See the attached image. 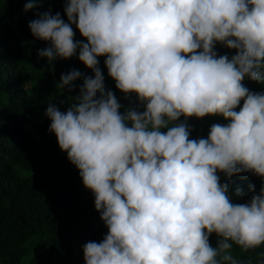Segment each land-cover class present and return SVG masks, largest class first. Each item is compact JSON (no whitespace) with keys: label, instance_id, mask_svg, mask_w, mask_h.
<instances>
[{"label":"clouds","instance_id":"obj_1","mask_svg":"<svg viewBox=\"0 0 264 264\" xmlns=\"http://www.w3.org/2000/svg\"><path fill=\"white\" fill-rule=\"evenodd\" d=\"M63 11L67 21L49 9L28 27L49 42L47 65L76 56L93 73H62L67 93L83 81L75 102L44 113L107 228L83 245L85 264H244L233 245L264 246V184L245 203L232 190L242 173L264 180V91L244 84H264V0H64ZM99 57L130 99L123 112ZM207 116L228 123L190 138L188 119Z\"/></svg>","mask_w":264,"mask_h":264},{"label":"trees","instance_id":"obj_2","mask_svg":"<svg viewBox=\"0 0 264 264\" xmlns=\"http://www.w3.org/2000/svg\"><path fill=\"white\" fill-rule=\"evenodd\" d=\"M26 2L0 0V264H85L83 245L102 241L107 228L94 207L93 193L84 187L79 170L61 151L55 134L48 131L51 121L44 113L50 103L66 111L75 102L73 96L83 81H76V90L67 93L59 84L62 73L72 69L93 73L76 56L49 65L38 57V51L49 42L35 39L28 25L49 9L52 14L60 12L67 21L64 0H43L25 12ZM73 27L75 39H84ZM216 51L218 55L235 54V50L219 43ZM98 59L105 86L115 93L123 112L130 106V99L108 76L106 57ZM244 84L251 91H264V84L248 79ZM61 100L65 101L63 105L59 104ZM135 100L133 95L131 101ZM213 123L228 121L219 116H207L202 121L189 118L193 129L190 138H206ZM220 176L221 183L225 182L224 175ZM232 180V190L240 186L244 192L243 198L233 199L234 203L247 202L252 195L250 184L255 185L257 193L264 184L252 173H242ZM217 240L213 234L210 244L216 247ZM261 253L264 246L242 251L233 245L231 254L244 264H258Z\"/></svg>","mask_w":264,"mask_h":264},{"label":"water","instance_id":"obj_3","mask_svg":"<svg viewBox=\"0 0 264 264\" xmlns=\"http://www.w3.org/2000/svg\"><path fill=\"white\" fill-rule=\"evenodd\" d=\"M202 121V119H200ZM201 129V128H200ZM201 131L199 130V135H200Z\"/></svg>","mask_w":264,"mask_h":264}]
</instances>
